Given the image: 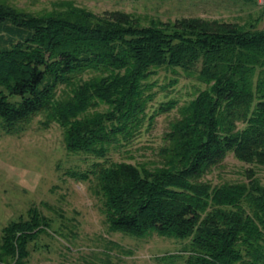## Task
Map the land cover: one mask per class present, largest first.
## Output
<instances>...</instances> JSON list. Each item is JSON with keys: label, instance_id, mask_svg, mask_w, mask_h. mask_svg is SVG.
<instances>
[{"label": "trees", "instance_id": "16d2710c", "mask_svg": "<svg viewBox=\"0 0 264 264\" xmlns=\"http://www.w3.org/2000/svg\"><path fill=\"white\" fill-rule=\"evenodd\" d=\"M263 17L264 0L249 23L183 17L145 25L73 0L38 12L0 0V129L20 133L41 115L42 128L61 127L69 152L103 159L72 177L94 182L110 231L186 240L162 256L167 263L264 264V185L255 171L248 181L205 179L229 153L264 170ZM163 68L195 71L205 88L148 114L149 78ZM174 107L157 160L108 157ZM50 231L52 220L31 205L2 227L0 264H26L30 244Z\"/></svg>", "mask_w": 264, "mask_h": 264}, {"label": "rangeland", "instance_id": "374dc122", "mask_svg": "<svg viewBox=\"0 0 264 264\" xmlns=\"http://www.w3.org/2000/svg\"><path fill=\"white\" fill-rule=\"evenodd\" d=\"M33 12L51 9L57 0H6ZM96 14L121 10L132 13L145 25L149 21H174L183 17H201L223 21L252 22L260 15L263 0L256 4L240 0H73ZM264 28V17L257 22ZM196 73L180 68L159 69L149 78L154 83L148 114L162 102L176 100L181 105L205 85ZM156 83V84H155ZM177 107L145 122L132 140L111 147L108 157L133 164L157 160L164 144L169 122L177 116ZM42 116L34 118L17 134L0 129V232L9 221L22 216L36 205L52 220V230L33 241L26 264H169L163 255L178 253L187 241L156 234L135 238L108 229L101 204L93 193L94 182L75 179L72 174L91 168L103 159L93 154L69 152L57 123L42 128ZM241 126V124H239ZM248 169L255 171L264 185V170L239 161L229 153L222 164L208 172L212 184L248 181ZM76 171V172H75ZM70 173V175H69ZM78 173V174H77ZM179 264H183L178 260Z\"/></svg>", "mask_w": 264, "mask_h": 264}]
</instances>
